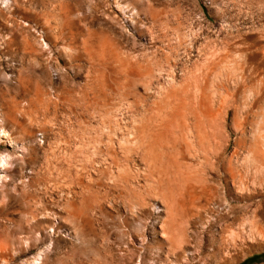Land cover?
Wrapping results in <instances>:
<instances>
[{
	"label": "rangeland",
	"instance_id": "1",
	"mask_svg": "<svg viewBox=\"0 0 264 264\" xmlns=\"http://www.w3.org/2000/svg\"><path fill=\"white\" fill-rule=\"evenodd\" d=\"M26 1L12 50L0 26V264H199L162 226L189 183L239 209L196 226L207 251L264 264V0Z\"/></svg>",
	"mask_w": 264,
	"mask_h": 264
},
{
	"label": "bare ground",
	"instance_id": "2",
	"mask_svg": "<svg viewBox=\"0 0 264 264\" xmlns=\"http://www.w3.org/2000/svg\"><path fill=\"white\" fill-rule=\"evenodd\" d=\"M3 4H4V6L6 5V8H5V10H1V13H0V26H2V28L4 29V30H7V32L8 31H11V32H13L12 33V35H11V37H8L7 39L8 40H6V42H5V44L7 45L6 46V48L7 49H9L10 50V48H11V50H12V46L14 45V44H16L17 43V41H18V34H17V32L19 31V32H26L27 30H29L30 29V26H28V27H23V26H21L22 28H18V23H17V21H18V18L19 19H22L24 22L26 21V20H28L29 18H30V14L28 13V9L26 8V7H24V8H22L21 6H17L16 8H12V4L10 3V2H13V0H0ZM15 2H17V3H19L20 1H22V0H14ZM32 0H27L26 2H23V3H25V5L26 4H28L29 2H31ZM33 2V1H32ZM4 9V8H3ZM1 18H2V21H1ZM7 23H11V25H10V27H9V25L7 24ZM20 27V26H19ZM2 30V29H1ZM178 32H179V30H178ZM1 33V32H0ZM3 33V32H2ZM182 33V32H181ZM23 34V33H22ZM21 34V35H22ZM1 36H2V34H0ZM19 35H20V33H19ZM179 35H177V37H178ZM182 37V36H181ZM0 39H1V37H0ZM178 40H179V38H178ZM186 40V39H185ZM180 41H182V40H180ZM2 42V41H1ZM185 43V42H184ZM182 45V44H181ZM169 46V45H168ZM177 46V45H176ZM230 47V46H229ZM176 49V48H175ZM231 50V49H230ZM229 50V51H230ZM8 51V50H7ZM227 51V50H226ZM4 52V51H3ZM166 52V51H165ZM225 53V52H224ZM229 53V52H228ZM4 54V53H3ZM103 54V53H102ZM171 54V53H170ZM169 54V55H170ZM224 55V54H223ZM226 55H228V54H226ZM231 55V54H230ZM111 56V55H110ZM169 57V56H168ZM170 58V57H169ZM219 58V57H218ZM225 59H226V56L224 57ZM224 58H222V59H224ZM1 59V58H0ZM166 59V58H165ZM182 59V58H181ZM164 61V60H163ZM177 61V60H176ZM175 61V62H176ZM222 61V60H221ZM220 61V62H221ZM138 62V61H137ZM136 62V63H137ZM162 62V61H161ZM169 63H170V61H168ZM217 62V61H216ZM121 63V62H120ZM125 63H127V62H125ZM212 63H214V62H212ZM211 63V64H212ZM263 63V62H262ZM103 64V63H102ZM159 64V63H158ZM215 64H217V63H215ZM219 64V63H218ZM255 64V63H254ZM133 65V64H132ZM137 65V64H136ZM256 65V64H255ZM142 66V65H141ZM217 66V65H216ZM255 67V66H254ZM131 68V67H130ZM209 68V67H208ZM108 69V68H107ZM133 69V68H132ZM212 69H213V67H212ZM109 70V69H108ZM140 70V69H139ZM211 70V69H210ZM255 70V69H254ZM142 71V70H141ZM144 71V70H143ZM168 71V70H167ZM210 72V71H209ZM166 73V72H165ZM253 73V72H252ZM159 75H160V73H159ZM174 78V77H173ZM166 79V78H165ZM153 83V82H152ZM151 85V84H150ZM101 88V87H100ZM168 92V91H167ZM107 95V94H106ZM100 95H98V97H99ZM94 98V97H93ZM95 98H97V97H95ZM102 98V97H101ZM85 100V99H84ZM87 100V99H86ZM85 100V101H86ZM109 100V99H108ZM94 101V100H93ZM97 102V101H96ZM89 103H90V101H89ZM94 103V102H93ZM95 104V103H94ZM98 105V104H97ZM87 106V105H86ZM114 108V107H113ZM95 110V109H94ZM119 110V109H118ZM98 111V110H97ZM96 111V112H97ZM170 111V110H169ZM187 111V110H186ZM25 112V111H24ZM102 112V111H101ZM210 113V112H209ZM85 114V113H84ZM102 114V113H101ZM114 115V114H113ZM119 115V114H118ZM124 115V114H123ZM84 116V115H83ZM165 117H167V114H166V116ZM123 118V117H122ZM125 118V117H124ZM160 118V117H159ZM185 118V117H184ZM188 120V119H187ZM119 122V121H118ZM160 122V121H159ZM85 122H83V124H84ZM110 123V122H109ZM156 124V123H155ZM163 124V123H162ZM190 124V123H189ZM80 125V124H79ZM169 125V124H168ZM193 125V124H192ZM78 126V125H77ZM120 126V125H119ZM166 126V125H165ZM83 127V126H82ZM85 127H87V125L85 126ZM95 127V126H94ZM122 127V126H121ZM134 127H136V126H134ZM138 127V126H137ZM189 127V126H188ZM117 128H118V126H117ZM120 128V127H119ZM133 128V127H132ZM160 128V127H159ZM62 129V128H61ZM108 129V128H107ZM128 129V128H127ZM133 129H135V128H133ZM161 130H162V128H160ZM166 129H167V126H166ZM182 129V128H181ZM202 129V128H201ZM110 130V129H109ZM114 130V129H113ZM117 130V129H116ZM119 130V129H118ZM190 130V129H189ZM96 131H97V129H96ZM96 131H95V133H96ZM132 131V130H131ZM135 131V130H134ZM141 131V130H140ZM75 132V131H74ZM149 132V131H148ZM121 133V132H120ZM133 133V132H132ZM131 133V134H132ZM134 133H136V132H134ZM143 133V132H142ZM203 133V132H202ZM91 134V133H90ZM112 134V133H111ZM111 134H108L109 136H111ZM117 134V133H116ZM130 134V135H131ZM136 135V134H135ZM139 135H140V133H139ZM144 135V134H143ZM191 135V134H190ZM202 135V134H201ZM9 136V132L8 131H6V129H4V128H2L1 126H0V137H8ZM96 136V135H95ZM98 136V135H97ZM117 136V135H116ZM77 137V136H76ZM90 137V136H89ZM125 137H127V136H125ZM149 137V136H148ZM199 137H201V136H199ZM80 138V137H79ZM116 138V137H115ZM196 138V137H195ZM198 138V137H197ZM112 139V138H111ZM133 139H135V140H133L134 141V144L136 145V146H134V147H137V144H139L138 142L140 141V140H138L135 136H134V138ZM150 139V138H149ZM184 139V138H183ZM199 139H201V138H199ZM67 140V139H66ZM129 140V142H130V139H128ZM128 140H125V138H124V141H126V143H127V141ZM154 139L152 138V141H153ZM76 141V140H75ZM85 141V140H84ZM123 141V142H124ZM67 142V141H66ZM69 142V141H68ZM71 142V141H70ZM99 142V141H98ZM141 142V141H140ZM146 142H148L147 140H146ZM157 142V141H156ZM204 142V141H203ZM76 143V142H75ZM91 143V142H90ZM119 143H120V141H119ZM137 143V144H136ZM141 143H144V142H141ZM149 143V142H148ZM188 143V142H187ZM81 144V143H80ZM95 144V143H94ZM127 144H129V143H127ZM131 144V143H130ZM133 144V145H134ZM162 144V143H161ZM84 146H85V142H84V144H83ZM120 146H121V143L119 144ZM125 145V144H124ZM123 145V143H122V146L121 147H123L124 146ZM141 145V144H140ZM140 145H138L139 147L138 148H140ZM144 145V144H143ZM188 145H189V143H188ZM199 145V144H198ZM70 146V145H69ZM83 146V147H84ZM94 146V145H93ZM112 146V145H111ZM125 146H127V145H125ZM124 146V147H125ZM123 147V148H124ZM187 147V146H186ZM189 147V146H188ZM187 147V148H188ZM209 147V146H208ZM208 147H207V149H208ZM71 148V147H70ZM97 148V147H96ZM109 148V147H108ZM113 148V147H112ZM127 148V147H126ZM141 148H142V146H141ZM140 148V149H141ZM203 148V147H202ZM264 148V147H263ZM82 150L84 149V148H81ZM80 149V150H81ZM133 149V148H132ZM189 149V148H188ZM199 149H201V148H199ZM205 149H206V147H205ZM95 150V149H94ZM131 150V149H130ZM128 151L127 149H126V151H128L127 153H129V155H130V152L131 151ZM203 150V149H202ZM85 151H86V149H85ZM90 151V150H89ZM168 151V150H167ZM75 152V151H74ZM124 152H125V150H124ZM154 152V151H153ZM191 152V151H190ZM205 152V151H204ZM68 153V152H67ZM127 153H124V156H125V154H126V156H128L127 155ZM187 153V152H186ZM98 154V153H97ZM159 154V153H158ZM181 154V153H180ZM264 154V153H263ZM3 155V154H2ZM104 155V154H103ZM140 155V154H139ZM146 155V154H145ZM211 155V154H210ZM85 156V155H84ZM123 156V157H124ZM193 156V155H192ZM205 156H206V154H205ZM6 157L7 156H0V179L2 178V175H1V172H2V169L5 167V165L7 164V159H6ZM144 157V156H143ZM198 157V156H197ZM57 158V157H56ZM79 158V157H78ZM159 158V157H158ZM178 158V157H177ZM182 159V158H181ZM208 159V158H207ZM131 160V159H130ZM150 160V159H149ZM179 160V159H178ZM177 160V161H178ZM194 160V159H193ZM197 160V159H196ZM211 160V159H210ZM209 160V161H210ZM89 161V160H88ZM132 161V160H131ZM61 162V161H60ZM94 162V161H93ZM126 162V161H125ZM135 162V161H134ZM180 162V161H179ZM203 162V161H202ZM207 162V161H206ZM63 163V162H62ZM83 163V162H82ZM67 164V163H66ZM92 164V163H91ZM139 164V163H138ZM202 164V163H201ZM207 164H209V163H207ZM69 165H72V164H69ZM78 165V164H77ZM136 165V164H135ZM153 165V164H152ZM152 165H150L151 167H152ZM189 165V164H188ZM76 166V165H75ZM149 166V167H150ZM171 166V165H170ZM133 167H134V165H133ZM138 167V166H137ZM203 167V166H202ZM83 168V167H82ZM127 168V167H126ZM125 168V169H126ZM71 169V168H70ZM69 169V170H70ZM84 169H86V168H84ZM138 169V168H137ZM140 169V168H139ZM145 169V168H144ZM156 169V168H155ZM197 169V168H196ZM73 170V169H72ZM115 170V169H114ZM123 170H124V168H123ZM153 170V169H152ZM204 170V169H203ZM61 171V170H60ZM65 170H63V172H64ZM67 171V170H66ZM81 171V170H80ZM95 171V170H94ZM113 171V170H112ZM146 171V170H145ZM155 171V170H154ZM70 172V171H69ZM157 172V171H156ZM134 173V172H133ZM106 174V173H105ZM112 174V173H111ZM166 174V173H165ZM58 175V174H57ZM99 177V176H98ZM147 177V176H146ZM232 177V176H231ZM67 178V177H66ZM121 178V177H120ZM168 178V177H167ZM203 178V177H202ZM68 179V178H67ZM83 180V179H82ZM1 181V180H0ZM50 181H51V179H50ZM82 182V181H81ZM127 182V181H126ZM54 183V182H53ZM84 183V182H83ZM146 183V182H145ZM177 183V182H176ZM182 183V182H181ZM128 184V183H127ZM66 186V185H65ZM124 186H126V184L124 185ZM146 186V185H145ZM59 187V186H58ZM213 187V186H212ZM211 186H209V185H206V184H202V185H200V186H195V185H191L190 183L187 185V191H186V194L183 196V200L181 201V204H182V212H181V216H179L178 218L180 219L179 221H180V225H179V227H177L176 229H174L173 230V228H171V226L168 224V223H165V225L163 224L162 226H163V228L165 229V233H167V235L166 236H168L167 237V241L169 242V246H170V248H169V250L170 251H172V253H174L175 255H178V256H180L181 254L182 255H184L183 253H187L188 255L190 254V256H192L193 255V253H192V251L190 250V248H191V246H192V244L194 245H196V246H199L198 248L200 249V247L202 248V252L200 253L201 255H200V261H198V263L199 264H210V262H209V259H208V257H211V256H214V257H216V258H218V261H219V263H226L228 260L230 261V259H231V256H232V250L234 249L233 247H235V243H231L229 240H227V239H225V238H222L221 239V244L218 246V244H217V247H214V248H212V251L210 250V251H207V249H206V247L203 245L204 243H201L197 238H199V237H197L198 236V232H197V230H195L196 229V226H198V227H201V229H203L201 232H204V234H206V233H208V232H210V230L211 229H213V227H216V226H218V225H220V224H222V223H224L226 220H228L229 218H231L233 215H235L236 214V211H238L239 209H237L235 206H233L230 202H229V200H228V198L226 197V196H224V197H222L221 198V201H220V204H219V206H221V209L220 210H218V209H214V208H208V206L207 205H205V204H202V203H200L199 201V199L204 195V196H206V198H203V201H204V199H206V200H214V202H215V198H217V192H216V188L215 189H213ZM217 187V186H216ZM61 188V187H60ZM219 188V187H218ZM226 188H227V186H226ZM98 189V188H97ZM145 189H146V187H145ZM50 190V189H49ZM159 190V189H158ZM54 191V190H53ZM60 191V190H59ZM142 191V190H141ZM61 192V191H60ZM116 192V191H115ZM67 193V192H66ZM185 193V192H184ZM160 194V193H159ZM71 195V194H70ZM89 195V194H88ZM119 195V194H118ZM132 195V194H131ZM142 195V194H141ZM144 195V194H143ZM153 196V195H152ZM160 196V195H159ZM203 196V197H204ZM70 197H72V196H70ZM133 198V197H132ZM219 198H220V196H219ZM86 200H87V198H86ZM134 200V199H133ZM199 200V201H198ZM72 201V200H71ZM137 201V200H136ZM92 202V201H91ZM133 202V201H132ZM138 202V201H137ZM90 203V202H89ZM204 203V202H203ZM45 204V203H44ZM71 204V203H70ZM139 205V204H138ZM211 204H209V206H210ZM216 205V204H215ZM71 206V205H70ZM218 206V205H217ZM218 206V207H219ZM87 207V206H86ZM147 207V206H146ZM71 208H73L72 206H71ZM97 209V208H96ZM88 210V209H87ZM75 211V210H74ZM92 211H93V209H92ZM170 211V210H169ZM69 212V211H68ZM81 212V211H80ZM239 212V211H238ZM51 213V212H50ZM90 213V212H89ZM97 213V212H96ZM171 213V212H170ZM203 213H205L206 214V217L205 218H202V214ZM214 213H216V214H214ZM71 215V214H70ZM69 215V216H70ZM77 215H78V212H77ZM96 215V214H95ZM168 215V214H167ZM31 216V215H30ZM33 216V215H32ZM85 216V215H84ZM174 217V216H173ZM204 217V216H203ZM34 218V217H33ZM234 218H236V217H234ZM34 219H36V218H34ZM166 219H168V218H166ZM177 219V218H176ZM165 220V219H164ZM169 220V219H168ZM167 220V221H168ZM172 220V219H171ZM234 220V219H233ZM175 221V220H174ZM178 223V222H177ZM176 223V224H177ZM221 226V225H220ZM222 226H224V225H222ZM194 227V228H193ZM163 228H162V230H163ZM220 228V227H219ZM194 229V230H193ZM167 230V231H166ZM228 230H229V228L228 227H223L222 228V231H223V233L225 232H228ZM176 233V234H175ZM211 235V234H210ZM215 235H216V233H215ZM225 235V234H224ZM175 236H177L178 237V241H177V243L175 244L174 243V239H175ZM214 236V235H213ZM223 236V235H222ZM176 237V238H177ZM233 239V238H232ZM235 240V239H234ZM176 241V240H175ZM212 244V243H211ZM216 244V243H215ZM214 244V245H215ZM216 246V245H215ZM211 247V246H210ZM233 248V249H232ZM236 249V248H235ZM235 249H234V251H235ZM199 252V251H198ZM171 253V254H172ZM169 254V253H168ZM170 254V255H171ZM192 254V255H191ZM234 255V254H233ZM194 256V255H193ZM199 256V255H198ZM198 256H196V257H198ZM174 257V256H173ZM176 257V256H175ZM195 257V256H194ZM213 257V258H214ZM187 258V257H186ZM189 258V260H190V257H188ZM212 258V259H213ZM216 258H215V260H216ZM196 259V258H195ZM234 259V258H233ZM232 259V260H233ZM169 260V259H168Z\"/></svg>",
	"mask_w": 264,
	"mask_h": 264
}]
</instances>
